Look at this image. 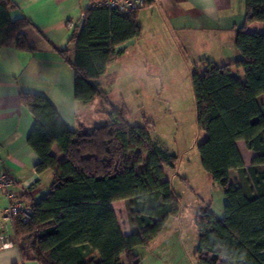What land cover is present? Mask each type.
<instances>
[{
    "label": "trees",
    "instance_id": "1",
    "mask_svg": "<svg viewBox=\"0 0 264 264\" xmlns=\"http://www.w3.org/2000/svg\"><path fill=\"white\" fill-rule=\"evenodd\" d=\"M14 7L12 0H0V49L33 51L36 46L26 34L31 22L26 17L12 21ZM137 11L91 7L82 30L75 29L70 40L74 60L70 49L61 51L75 72L76 98L86 104L101 100L97 112L105 114V121L72 130L47 97L20 93L35 119L28 138L40 158L35 170L54 171L46 195L37 200L26 191L22 196L33 210L31 218H13L23 260L141 264L135 248L148 246L180 213L181 197L165 178V166L174 169L177 157L153 140L147 124L129 120L124 101H113L93 83L107 73L116 48L142 34ZM235 47L240 59L225 65L205 62L192 74L198 128L204 134L198 146L201 164L227 198L223 218L211 204L197 218L196 252L202 264H264V0H246ZM233 67L243 70V79ZM239 140L255 153L250 166ZM232 169L239 172L240 184L231 181ZM123 199L138 228L127 235L111 206Z\"/></svg>",
    "mask_w": 264,
    "mask_h": 264
},
{
    "label": "crops",
    "instance_id": "2",
    "mask_svg": "<svg viewBox=\"0 0 264 264\" xmlns=\"http://www.w3.org/2000/svg\"><path fill=\"white\" fill-rule=\"evenodd\" d=\"M12 1L15 7L10 10V18L29 19L31 25L26 28V34L36 49L27 51L8 46L0 49V173L7 172L13 179L10 188L16 195L30 191L39 200L49 192L54 171L48 169L39 174L35 170L40 158L28 143L35 119L21 103L20 93L47 97L72 130L99 123L101 115H105L97 112L100 103L86 104L76 98L74 69L61 54L68 48L74 60L75 46L70 40L75 29L82 30L86 18L83 15L91 6L89 0ZM137 17L142 34L118 46L107 73L93 80L100 90L109 93L116 84L117 93L124 101L128 95L136 100L147 99L153 83L165 77L169 67L195 69L203 68L205 62L225 65L241 58L235 39L237 29L245 23L246 0H147V5L137 11ZM233 72L244 78L241 68L233 67ZM142 107L140 103L138 109ZM236 144L245 165L250 166L255 153L244 140ZM230 178L235 184L241 183L235 169L230 170ZM168 180L175 190L174 179ZM211 184L220 194L216 201L210 192L208 205L223 218L227 198L217 183ZM9 203L6 189H0V224H7L14 235L11 222L6 220ZM111 206L123 234L138 231L128 200L114 201ZM180 220L181 215L170 217L164 230L170 225L182 226ZM0 264L39 262L23 260L15 245L0 249Z\"/></svg>",
    "mask_w": 264,
    "mask_h": 264
},
{
    "label": "rangeland",
    "instance_id": "3",
    "mask_svg": "<svg viewBox=\"0 0 264 264\" xmlns=\"http://www.w3.org/2000/svg\"><path fill=\"white\" fill-rule=\"evenodd\" d=\"M193 68H167L165 77L156 82L154 80L152 92L149 91L147 99L136 100L128 95L129 98L124 101L117 93L116 84L109 93L113 101H124L127 104L129 113L131 112L129 120L132 123L147 124L153 140L177 157L174 169L165 166V178L174 179L175 190L182 196L179 213L182 226L177 228L170 225L152 244L137 246L136 252L140 256L141 264H202L200 255L196 252V221L201 210L211 201L210 192L216 201L220 192L214 189L210 176L201 164L198 146L203 140V133L198 128L197 105L192 85ZM140 103H143V107L138 109ZM104 109L109 110L106 105ZM105 120V115H101L99 123Z\"/></svg>",
    "mask_w": 264,
    "mask_h": 264
},
{
    "label": "built area",
    "instance_id": "4",
    "mask_svg": "<svg viewBox=\"0 0 264 264\" xmlns=\"http://www.w3.org/2000/svg\"><path fill=\"white\" fill-rule=\"evenodd\" d=\"M89 2L91 7H106L123 13L139 10L145 5V0H89ZM85 16L86 13L83 17ZM13 185L14 181L7 172L0 173V189H6V195L10 201L6 220L11 222V227L15 216L20 215L22 220L27 222L33 214L32 208L26 204L24 198L16 195L10 188ZM9 228L7 224H0V249L16 245L15 237L10 234Z\"/></svg>",
    "mask_w": 264,
    "mask_h": 264
}]
</instances>
